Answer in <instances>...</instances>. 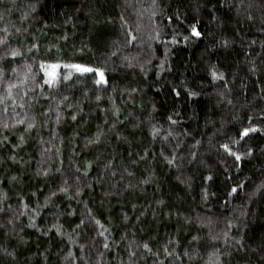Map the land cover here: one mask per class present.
Segmentation results:
<instances>
[{
  "label": "trees",
  "instance_id": "trees-1",
  "mask_svg": "<svg viewBox=\"0 0 264 264\" xmlns=\"http://www.w3.org/2000/svg\"><path fill=\"white\" fill-rule=\"evenodd\" d=\"M0 264H264V0H0Z\"/></svg>",
  "mask_w": 264,
  "mask_h": 264
},
{
  "label": "snow or ice",
  "instance_id": "snow-or-ice-1",
  "mask_svg": "<svg viewBox=\"0 0 264 264\" xmlns=\"http://www.w3.org/2000/svg\"><path fill=\"white\" fill-rule=\"evenodd\" d=\"M192 32H193V34L196 35V36H199V35H200V33L196 30L195 26H193V28H192ZM13 55H16V53H13ZM50 67L53 69V72H52V73H47V72H46V75H51V76L54 77V76H55L54 69L57 68V67H59V65H51ZM66 67H72V68H75L78 72H93V71H96V72H99L100 75H101V78H103V73L100 72L99 69H92V68L84 67V66H81V65H67ZM213 76L216 77V73H215V72H213ZM221 76H222V74H221ZM65 79H67V77H65ZM46 82H49V83H50L51 81H46ZM97 83H100V81L98 80ZM250 131H251V132H254V131H256V129H255V128H245V129H243L242 132L240 133L241 138H242L243 136H246ZM222 147H224L226 150H228L229 152H231V149L229 148L228 145H222ZM233 154H234V153H233ZM236 159L239 160V159H240V156H239V155H236ZM235 190H236V189L234 188V189H233V192H234Z\"/></svg>",
  "mask_w": 264,
  "mask_h": 264
},
{
  "label": "rangeland",
  "instance_id": "rangeland-1",
  "mask_svg": "<svg viewBox=\"0 0 264 264\" xmlns=\"http://www.w3.org/2000/svg\"><path fill=\"white\" fill-rule=\"evenodd\" d=\"M53 65H59V66H60L59 63H57V64H53ZM56 71H57V72L59 71V67H57V68L54 69V72H55V73H56ZM46 72H47V73H52V72H53V69H52L50 66H48L47 69H46ZM47 77H48L49 79H52V78H53V76H51V75H47Z\"/></svg>",
  "mask_w": 264,
  "mask_h": 264
}]
</instances>
